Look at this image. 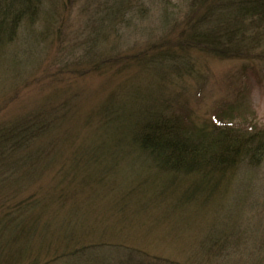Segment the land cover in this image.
Wrapping results in <instances>:
<instances>
[{
    "label": "rangeland",
    "instance_id": "1",
    "mask_svg": "<svg viewBox=\"0 0 264 264\" xmlns=\"http://www.w3.org/2000/svg\"><path fill=\"white\" fill-rule=\"evenodd\" d=\"M113 2L48 0L37 23L22 22L0 50V125L44 111L55 141L51 162L14 196V204L33 200L31 226L1 245L0 264H72L69 254L80 246L111 264H264V152L213 188L113 144L118 134L104 114L131 89L155 90L175 116L244 135L264 127V61L182 48L199 14L194 0H129L111 19ZM166 49L175 64L162 65L166 79L158 80L148 63Z\"/></svg>",
    "mask_w": 264,
    "mask_h": 264
},
{
    "label": "trees",
    "instance_id": "2",
    "mask_svg": "<svg viewBox=\"0 0 264 264\" xmlns=\"http://www.w3.org/2000/svg\"><path fill=\"white\" fill-rule=\"evenodd\" d=\"M46 1L0 0V50L14 39L22 22L37 23L41 18L42 3ZM125 1L129 0H114L110 9L111 19L120 13L123 15ZM194 2L199 14L191 21L183 37L182 48L197 49L219 57L264 61V0ZM49 8L47 18L52 20L54 10L52 6ZM89 18L90 28L96 26L95 15L92 13ZM96 31H90L88 41L95 40ZM174 53L166 49L149 60L148 64L155 66L158 80L166 79L158 72L162 65L169 63L165 66L166 70L168 66L174 67L175 63L169 62L174 61ZM183 60L180 63L184 64ZM184 66L187 69L190 64L185 63ZM160 85L155 89L159 90ZM153 93L147 95L131 89L130 100H118L117 106L109 105L104 114L109 116V122H113V130L118 134L113 144L134 147L155 168L194 176L200 184L213 183V188L219 178L240 163L254 165L263 155L264 127H252L244 135L234 132L232 126L227 124L216 123L209 129L199 128L187 116L178 113L175 116L168 112L172 109L171 105L161 106L160 97H157L155 90ZM126 94L130 95L128 91ZM42 112L17 116L0 125V247L12 245L28 230L29 224L31 226L29 219L33 200H19L14 204V196L26 187L40 168L52 160L50 149L55 141L48 139L47 131L52 129L54 121L46 112ZM125 119L130 121L124 124ZM219 244V247H228L226 243ZM77 248L80 249L75 250ZM77 248L71 250L69 255L72 258L67 259L72 264H111L94 253L86 255L88 248ZM239 248L236 246L231 250L253 252L248 247ZM4 250L0 249V259L4 257Z\"/></svg>",
    "mask_w": 264,
    "mask_h": 264
}]
</instances>
